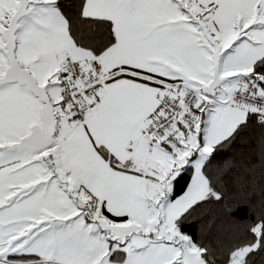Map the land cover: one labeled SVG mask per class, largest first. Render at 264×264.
<instances>
[{"label": "snow or ice", "instance_id": "obj_1", "mask_svg": "<svg viewBox=\"0 0 264 264\" xmlns=\"http://www.w3.org/2000/svg\"><path fill=\"white\" fill-rule=\"evenodd\" d=\"M0 264H264V0H0Z\"/></svg>", "mask_w": 264, "mask_h": 264}]
</instances>
